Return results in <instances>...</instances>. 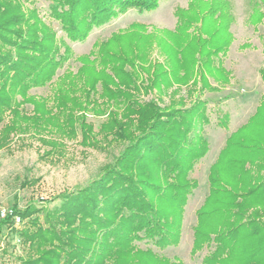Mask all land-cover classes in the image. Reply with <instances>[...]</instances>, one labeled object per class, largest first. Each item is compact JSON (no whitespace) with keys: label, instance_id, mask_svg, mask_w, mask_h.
I'll return each mask as SVG.
<instances>
[{"label":"trees","instance_id":"16d2710c","mask_svg":"<svg viewBox=\"0 0 264 264\" xmlns=\"http://www.w3.org/2000/svg\"><path fill=\"white\" fill-rule=\"evenodd\" d=\"M48 1L49 13L66 38L82 42L94 28L128 10L149 13L166 0ZM253 1L251 22L264 19V11L255 5L258 0ZM21 7L17 0H0V148L31 127L40 138L48 134L40 141L57 152L63 149L62 139L75 137L78 128L84 141L97 143L83 113L96 112L99 104L113 107L99 132L103 140L110 134L129 144L114 164L103 166L98 179L63 196L57 206L22 210L13 206L11 214L0 218V235L9 228L26 248V256L18 258L20 264H179L137 243L150 242L158 248L177 243L182 207L194 187L187 174L208 151L198 133L208 122L205 104L148 126L159 111L153 102L138 99L137 56L111 48L119 33L78 56L77 72L65 70L51 96L30 95L31 89L52 83L72 52L48 31L36 10L24 14ZM202 14L204 21L216 17L221 26L219 33L211 34L209 44L221 36L228 38L227 28L234 21L231 0H212ZM176 16L178 41L168 46L165 55L171 63L184 58L193 65L200 54L197 66L204 69L212 62L210 56L222 48L207 51V42L186 41L193 17L178 10ZM136 26L141 27L131 25ZM261 72L264 77V69ZM27 103L33 106L31 115L22 110ZM227 121L228 116H223L218 123L225 127ZM140 173L144 179L134 180ZM208 179L209 193L197 211L193 250L214 243L203 264H264V99L256 113L227 138ZM40 212L45 226L40 224ZM13 215L20 217L18 227L13 226Z\"/></svg>","mask_w":264,"mask_h":264},{"label":"rangeland","instance_id":"374dc122","mask_svg":"<svg viewBox=\"0 0 264 264\" xmlns=\"http://www.w3.org/2000/svg\"><path fill=\"white\" fill-rule=\"evenodd\" d=\"M17 1L24 14H27L28 9L36 10L37 16L48 26V31L54 32L58 42L61 43L60 39L64 41L72 52V57L56 72L52 83L31 89L30 95L51 96L57 78L65 70L77 72L81 65L76 59L78 56L88 54L95 45L119 33L117 40L111 42V48L115 51L123 48L129 55L137 56L135 63L140 77H137L135 85L138 87V99L141 103L153 102L159 111L156 120L149 121L148 126L165 121L172 114H186L198 103L205 104L208 122L198 129V133L207 142L208 151L187 174V178L194 181V187L186 195L182 207L177 243L164 248H158L150 242L137 243L139 248L150 249L169 261L203 264V257L215 245L213 242L202 244L199 249L193 250L194 229L197 226V211L209 193L210 169L227 138L256 113L264 99V77L261 72L264 69V19L257 17L254 22L250 21L254 1L231 0L234 21L227 28L228 38L221 36L215 41L210 40V44L208 39L211 34L221 30L216 17L210 16L204 21L203 9L206 11L212 0H166L149 13L131 9L94 28L82 42H72L66 38L58 21L49 13L48 0ZM255 5L264 11L263 0H258ZM177 10L182 16L193 17L194 22L186 31V41L191 38L201 44L207 42V51L222 48L210 56V68L200 69L197 66L201 55L196 52L194 55H197L198 60L193 65L191 61L184 62L181 54L177 56L181 60L172 63L165 55L168 46L178 41L175 39L179 35L176 32L179 21ZM132 24L141 27L133 28ZM63 50L64 47H61V54ZM126 69L129 70L128 67ZM173 73L177 74L176 78ZM32 108V104L27 103L22 110L31 115ZM111 109L112 106L105 108L99 104L96 112L83 113L85 123L92 127L97 143L92 139L84 141L78 128L75 137L61 138L63 149L57 152L41 143L40 139L48 138V134L40 138L41 134H36V129L31 127L27 132L15 136L8 147L0 148V214L13 206L20 210L28 206L36 209L57 206L63 196L74 194L98 179L103 174L104 165L114 164L129 143L115 139L110 134L103 140V135L99 133L102 125L108 123ZM223 116H228L225 127L218 123ZM173 120L179 119L175 117ZM156 129L164 132L160 127ZM190 135L192 137L194 133ZM138 179H144L142 173L137 174L134 180ZM39 217L40 224L45 226L41 212ZM24 256L26 248L22 247L9 228H3L0 235V264H20L18 258Z\"/></svg>","mask_w":264,"mask_h":264},{"label":"built area","instance_id":"2783aa9c","mask_svg":"<svg viewBox=\"0 0 264 264\" xmlns=\"http://www.w3.org/2000/svg\"><path fill=\"white\" fill-rule=\"evenodd\" d=\"M7 213L11 214V210H8L7 212H2L0 214V218H4ZM12 220H13V226L14 227H18L21 224V220H20V217L18 215H13Z\"/></svg>","mask_w":264,"mask_h":264}]
</instances>
